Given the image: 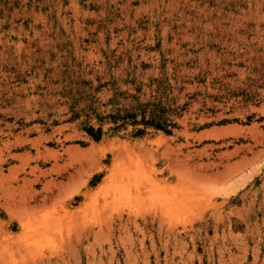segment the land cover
<instances>
[{"label": "rangeland", "instance_id": "rangeland-1", "mask_svg": "<svg viewBox=\"0 0 264 264\" xmlns=\"http://www.w3.org/2000/svg\"><path fill=\"white\" fill-rule=\"evenodd\" d=\"M0 264H264V0H0Z\"/></svg>", "mask_w": 264, "mask_h": 264}, {"label": "trees", "instance_id": "trees-1", "mask_svg": "<svg viewBox=\"0 0 264 264\" xmlns=\"http://www.w3.org/2000/svg\"><path fill=\"white\" fill-rule=\"evenodd\" d=\"M130 98L133 101V104H129L127 106L122 107H118L120 103L118 102V99H115L113 101V110L111 112L112 114H109L105 118L111 119L114 124L122 122L120 127L125 126L127 123H130L133 126L142 124L145 127L151 126L155 129L162 130L165 133H170V131L166 130L165 120V117L168 114L169 110L167 109L165 102L162 100V98L157 99V104L154 105H140L136 103L137 99L135 97ZM87 111L89 113L85 114L86 120L82 123L85 125L83 126L84 130L87 132V134L91 137L92 140L98 142L101 140L102 137V128H94L92 126L86 125L88 124V120L91 117L97 118L98 121H101V118H99L98 114L94 115V110H91V108H87ZM77 117L78 113H73L71 119H77ZM138 117H141L139 121L137 120Z\"/></svg>", "mask_w": 264, "mask_h": 264}]
</instances>
